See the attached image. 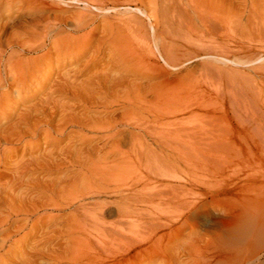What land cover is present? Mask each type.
<instances>
[{
	"label": "bare ground",
	"instance_id": "6f19581e",
	"mask_svg": "<svg viewBox=\"0 0 264 264\" xmlns=\"http://www.w3.org/2000/svg\"><path fill=\"white\" fill-rule=\"evenodd\" d=\"M64 7L81 10L52 14ZM191 89L222 98L226 143L264 139V0H0V264H175L207 201L152 207L142 167L190 141L177 100ZM36 174L78 178L29 196ZM237 196L216 231L192 233L186 264H264V176Z\"/></svg>",
	"mask_w": 264,
	"mask_h": 264
},
{
	"label": "rangeland",
	"instance_id": "374dc122",
	"mask_svg": "<svg viewBox=\"0 0 264 264\" xmlns=\"http://www.w3.org/2000/svg\"><path fill=\"white\" fill-rule=\"evenodd\" d=\"M80 10H66V7H64L62 10L63 12L53 11L52 14L58 17L70 18ZM100 21L103 22L104 20L101 19ZM91 55L92 52L80 62V65H83L88 61ZM64 63L65 62L62 63V66ZM68 69H70L69 66L66 68H60L51 79L52 81L48 80L46 90L37 96V98H34L31 101L28 100V102L23 104L20 107L19 112L26 107L35 105L41 97L43 98L47 95L51 90L50 87L54 85L57 76ZM180 93L184 95L180 94V99L177 100L179 101L177 105L178 110L189 107L195 114L192 119H189V125L187 128L180 130L182 135L186 133L189 134L190 141H188V143L175 142L165 147H154L155 152H152V150L147 148L146 153L148 151L150 153L151 151L153 154H146L144 157L142 167V187L145 188V193H152V207L154 206V208H168L169 206L172 208L178 207V204L175 203L178 200L179 204L183 203L182 200H186V202L189 201L190 203L198 201L200 199L199 196H202V199L204 198V200L207 201L208 207L205 210L206 214H203L200 217L201 219H198L200 221L197 220L195 224L194 222H191L185 225L181 229V231H183L180 233L181 235L178 233V238L175 236V243L173 244L175 248L172 246V260L175 264H178L180 261L184 262L183 264H186L185 252L192 242L191 240L195 239V236L192 233H195L197 229L208 232L216 231L220 222L226 218L221 206L227 207L230 205L228 204L229 199H236L240 189L246 186V184L249 185L250 180L254 181V176H264V139H259L256 144L251 145H245L242 143L239 145V142L235 144L226 143V137L232 138L237 134L227 130V121L220 108L222 98L217 100L218 97L214 91L205 94H198L191 89V91L186 93ZM73 103L77 104L78 101ZM208 112L212 113L206 115ZM188 116L191 117V115H186V117ZM12 123L13 122L8 125ZM180 132H178V134ZM256 134L257 133L252 135L257 139L258 135ZM215 138H224V141L219 140L217 142H210V140ZM67 141L68 140L63 142L60 147L66 145ZM22 151L23 148L21 149L20 154H22ZM6 177L10 178V176ZM65 177L67 176L55 174L49 176L38 174L29 176L30 179H37L36 181H33V184H26L30 190L28 195L33 196L40 193V185H48L49 187V184L52 183V181H56L59 178L64 180H61V184H65L63 187L66 188L63 189L66 191V189L71 186L72 181H74L76 177L78 178V176H72V180L70 179L65 183ZM42 179L46 181L44 182ZM2 183H4V181ZM38 184L40 185L38 186ZM252 184L253 186L255 184L257 188L262 185L260 182ZM255 186L253 189H257ZM170 187L172 188L170 189ZM174 193L177 196H175ZM158 194L163 195V198L160 199ZM164 196L168 197L164 198ZM175 197L180 198L177 200ZM184 197L186 198L184 199ZM174 203L175 206H173ZM24 223L25 220L23 219L16 221L5 232V234L10 233L16 227H19ZM184 232L186 234H184ZM179 238L181 240H179ZM30 243H33V240H31ZM14 261L15 260L11 259L10 264H14ZM155 262H157V260ZM145 264H151V261L147 260L145 261Z\"/></svg>",
	"mask_w": 264,
	"mask_h": 264
}]
</instances>
